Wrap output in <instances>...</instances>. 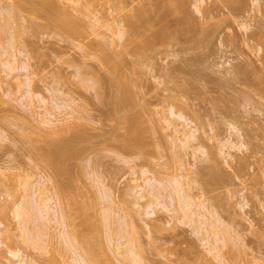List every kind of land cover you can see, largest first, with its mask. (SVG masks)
I'll return each mask as SVG.
<instances>
[{"label": "rangeland", "instance_id": "obj_1", "mask_svg": "<svg viewBox=\"0 0 264 264\" xmlns=\"http://www.w3.org/2000/svg\"><path fill=\"white\" fill-rule=\"evenodd\" d=\"M11 1L13 0H0V48L3 49L4 46L9 51L16 52L20 58L19 66L24 65V62H26V68L20 67L18 70L10 72L9 76H6L5 70L8 69L0 65V76L6 78L3 87L9 86L7 90L10 93L8 96L4 95L3 89L0 87V96L2 95V101L0 100V131L5 134L3 139H0L2 140L0 141V220L9 228V231L3 230L1 236L0 264L10 263V256L7 253L9 248L22 250L23 255L36 260L37 264H69V260H71L72 253L65 247L63 238L59 237L61 236L59 232L62 227L59 226L60 228H58L54 221H48L49 217L47 215L39 217V220H37L42 223L48 222L49 226L52 227L47 228L42 223L41 225L33 222L37 218L34 214L36 204L33 203L34 205L30 204L32 206H29V203H27L28 199H32L33 193L30 182L39 178L41 173L51 178L48 183L51 188L54 189L58 184L67 191L70 190L73 194L70 195L67 192L68 196L70 195L69 199L75 196L71 201H76L74 204L80 203L78 205L81 206L82 211L79 209V212L76 211L77 213L72 204L69 213L74 219L67 224L69 227L65 228L66 231H69V229L70 232L72 230L77 231V233L73 231L72 233L77 234L81 239L86 236L84 239L89 238L87 241L90 245L91 243L94 245L97 243V245L104 247L105 252L109 250L108 252L111 255L108 252L106 254L112 256L111 258L114 259L115 264L116 262L120 264L119 261L121 260L111 251L108 239L110 235L117 234L114 232L119 228L117 230L115 228L122 221L123 223L119 226L120 229L121 227L126 228L127 222H129L128 229H125L126 235L129 239L131 238L132 241L129 240L131 244L136 246L135 250L141 253L142 257H145L147 264H199L198 260L203 257L204 253L207 254L201 240L204 235L207 237L212 232H209V235L204 234L208 230L197 233L189 223H186L187 218H184L185 220L180 219L181 211H170L162 207L160 199L163 202L164 198L167 204L169 200L171 202V198L168 197V200V194L165 195V192L164 195L159 193L163 198L160 197L159 202L156 201V204H153L154 214L147 215L145 212L147 201L156 199L153 195L152 198L150 197L151 194L148 193V190L151 188L145 186L143 179L147 176L166 178L178 175L181 173L179 168L182 158V162H186L189 167L195 160L191 154L192 152H189L192 148L187 154H182L183 152L179 151L180 147L174 145L177 143L172 138L171 129L166 127V116L171 119L174 118L173 115L169 114V108L171 102H175L176 98L194 103L203 115L202 117L199 114L196 119L201 122L200 118L202 117V120L205 121H203L205 124L201 123L203 130L200 128L202 131L198 130V133H201L206 140V153L203 156L200 152H197L199 157L196 155L198 161H195L198 164L195 163L198 166L190 169L191 171L193 168L198 171L203 170V174L190 171L191 176L199 180V184H192L191 194H194L198 201H204L207 206L214 208L225 222V231H228L227 235L230 236L231 243L224 245L221 250L229 261L233 262L230 257H232L231 254H235L233 259L238 264H249L247 263L249 260L251 261L250 264H264V96L259 94L263 92L264 87L262 86L263 89L261 88L262 91L258 94L256 92L258 90H254L255 92L252 90L249 95L245 94L243 90H248L247 86L229 82L230 79L228 81L227 78L230 74L226 73V69H231V66L241 62L240 60L250 61L251 66L254 68L258 66L262 68L264 61L263 59L261 61V58L258 57H261L260 53L264 47L260 53L257 51L259 56L253 49L256 44L254 41L255 44L251 42L252 46L248 48L247 44H244L245 41H243V36L246 38L247 35L244 32L246 30L243 28V31L242 26L240 28L238 25L239 22L244 21L248 27V32L257 29L259 20H264V0H245V2L244 0H225L226 4H223L225 1L220 0L221 3L214 0H205L204 5L199 4L200 2L198 3L197 0V3L195 0H183L184 3L180 0H172V2L171 0L169 2L168 0H118V2L117 0H98L99 21L104 24L99 26L103 32H101V29L100 31L96 30L99 33L101 32L97 34L89 26L87 30L91 31L92 34L85 35L83 42L93 46L99 41V44L106 46L105 49L108 52L111 51L109 55H113L109 57L110 62L108 63L100 61L101 57L98 56L99 54L96 51L94 53L93 48L91 50L86 46H79V39L70 38L63 33L61 28L59 30L56 21L54 22L46 16L37 15L36 7L33 6V8L31 4L29 6L32 9L27 6V9L19 10L20 12L15 11L14 6L11 7L14 12H19V15L16 14L17 17L15 16L13 20L9 19L10 21H8L7 14L9 12L6 11L12 5ZM39 1L41 0H35L37 4L33 2V5L37 6L42 2ZM213 1L216 3L213 4ZM194 2L197 5L199 4L198 7L201 8H196L197 10L200 9L202 12L203 7H205L204 10L206 11L202 12L203 14L197 11L195 5H193ZM182 3L185 4L184 7H181ZM236 3L238 6L242 4L241 7H237ZM216 4L220 6L217 7ZM229 4L230 6L236 5L233 9L243 7L242 10L238 9L241 14L238 10H232L229 13L232 8L229 7ZM175 5L178 10L174 11ZM214 5L217 9L213 10ZM225 5H228L230 9ZM209 7L211 11L208 9ZM220 7H223V9ZM183 8L187 9L185 10L189 15L186 14V18L189 16V20L213 21V23H221L223 20L224 28L221 23L223 29L218 26L220 32L217 29L218 35L213 33L210 35L211 37L203 38V42L197 46L198 43L195 48L180 51V44H175L173 43L174 40L168 39L167 41H159L153 51L150 49V53L147 50L149 48H147L149 54L144 52L146 55L143 56H137L132 48V45H135L134 42L129 43V45L127 39L126 45L125 38L124 40L119 38L122 40L120 41L117 35V38L116 36L111 37V32L118 29L111 30L112 27H115L113 24L118 21L116 27L121 22L120 24L124 25L126 29L132 28V25L137 26V20H165L164 22L167 21L168 25L173 26L175 19L177 20L178 17V20H183L182 17L185 16ZM72 10L74 11L70 8V11ZM177 11L178 13H176ZM227 12L229 15H227ZM235 12L239 14L236 15ZM75 13L77 14V11ZM219 13L222 15H218ZM210 14L212 20L209 18ZM77 16L81 15L78 14ZM127 18L130 22H126ZM105 24H109V26L107 27ZM155 28L157 27L155 26ZM262 29L264 35V26ZM258 30L261 29L258 28ZM228 32L237 34L238 37L235 36V41H237L234 42L236 43L235 46L230 45L231 43L227 38L230 34ZM16 33L17 37L15 39L17 41L14 39L15 41L11 42L13 40L11 39L12 34L16 36ZM262 39L261 45L264 44V36ZM2 49L0 53L4 52L5 54V50ZM94 49L96 50V47ZM114 51L118 53V56L115 55ZM0 56L3 57L4 55L0 54ZM113 57H115V60ZM116 60L117 62L119 60L124 64L126 63L123 70L125 75H128L123 78L120 76V78L125 80L124 83L126 84L131 82V85L130 83L126 85L127 89L125 90V94L127 96L129 94L128 98L126 96L123 99L121 96V99H119V91L122 90L119 86L120 82L116 78V76H119H115L117 73L114 69L112 70L113 63ZM257 71H261V73L263 71L264 73V68ZM27 73H29L30 85L34 95L33 97L28 96L30 100H27V96L22 97L23 89H19V83L21 79H24V74ZM15 75H17V78L13 77ZM50 88L55 90V92L53 91L55 96H53V92L49 91ZM58 90L60 91L59 94L57 93ZM98 90L101 93L103 92L102 95L101 93L98 94L100 96L97 95ZM37 93L48 99L47 104L38 101L35 97ZM62 93L65 95H62ZM125 94L123 89V96ZM66 95L72 101H70L71 104L68 101L71 106L62 107L64 110L55 107L56 104L54 105V103L62 100L61 97L66 99ZM116 96L118 100H115L114 97ZM64 103L66 102L64 101ZM143 104L148 107V112L146 111L148 114H145L147 119L144 118L146 124L143 125L144 127L148 126V130L143 131L144 127L142 128V138L143 136L144 138L140 139L141 142L144 140L145 146L143 149H127L123 146V138L127 134L128 137L132 134L126 133L127 128H129L127 127L129 120L126 122L127 118H125L126 114H129L130 111L134 114L142 110ZM51 110L53 111L52 116L57 117L53 119L54 123L52 124L55 125L56 123L58 128L61 127L60 130L49 125L44 126L39 122L44 114L50 116L52 114ZM60 111H62L61 114ZM187 114L191 116V111L190 114L189 112ZM52 116L50 117L53 118ZM192 117L194 116L192 115ZM180 121L183 122V120L176 118L175 123ZM229 121L238 126L240 133L231 129L230 125L233 123L229 125ZM61 123L62 125H60ZM198 124L196 123L197 126ZM192 125L195 126V123L192 122ZM62 126L66 129H63ZM55 128L59 132H54ZM230 134L231 139L244 142L246 145H242L240 149L228 148V153L227 149L224 148L227 154H229V151L231 154V156L226 155L227 159H225V154L219 152V141L227 138ZM172 140L174 144H172ZM67 141H70V145L72 144V150L62 151V149H59ZM217 144H219L218 147ZM48 149L55 152L57 160L60 159V162L63 160V163L61 162V165H59L60 169L49 165L41 156ZM180 157H182L181 160H179ZM66 158L67 160H65ZM142 168L148 171L145 175L141 173ZM68 169L73 170L69 171ZM164 178H162L163 181H165ZM27 180L30 184L26 183L28 185L26 188L24 182ZM137 183H143L142 185L147 187V191H143L147 192H145L146 196L148 195L147 197L144 198L139 193L140 190L135 187ZM155 186L158 187L157 184ZM157 187L156 189L153 187L156 193ZM161 187L164 186L161 185ZM169 190L172 191L171 186L169 188L164 187L162 191L169 193ZM172 193L175 196V193ZM23 196L27 198L26 203H24ZM107 198L110 200H107ZM20 201L24 203L25 210L29 208V212L27 210L29 215L33 212L30 215L33 216V219L29 217L32 221V224L29 222L32 226H30L32 229L31 234L33 232L36 234L32 235V238H34L41 233V236L35 237L37 240L34 238L40 246L35 247V243L33 247L32 244L23 241V239L26 240L25 236L23 237L20 232L19 225H17L18 221L11 210L12 204ZM37 207L42 208L38 204ZM177 212L180 214H176ZM28 216L26 214V217ZM209 217L211 218V216ZM72 223L75 226L71 225ZM40 225L44 227H40ZM194 225L197 224L194 223ZM53 226H56V228ZM220 228L221 226L218 227V232L220 231L219 235L222 236L224 230L222 231ZM47 229L49 234L46 231ZM113 230L114 232H112ZM7 232L9 236L6 235ZM239 233H241L242 238L238 237ZM209 237L213 241V234ZM100 256H97L98 261L100 262L102 259L100 264H104L103 256L101 259Z\"/></svg>", "mask_w": 264, "mask_h": 264}, {"label": "bare ground", "instance_id": "obj_2", "mask_svg": "<svg viewBox=\"0 0 264 264\" xmlns=\"http://www.w3.org/2000/svg\"><path fill=\"white\" fill-rule=\"evenodd\" d=\"M42 1V2H41ZM41 1H39V2H41L40 4H38L37 6L35 5V4H37L36 2H35V0L34 1H32V0H13V1H11V6L9 7V11L7 10L6 12H9L8 14H7V18H8V21H10L11 19L13 20V18L16 16V14H18L20 11L19 10H25V9H27L28 7H36V11H37V15H40V16H46V17H49L51 20H53L54 22L56 21V23H57V26L59 25V30H60V28H61V30L63 31V33H65L68 37H70V38H73V39H79L80 40V43H79V46H82V47H84V46H86V47H88V49H91L92 50V48H93V51H94V53H98L99 55L98 56H100L101 57V60L100 61H103V62H105V63H108V62H110V56L111 55H109V54H111V53H109V52H111V51H109L108 52V50H106L105 48H107L106 46H103V44H99V41H97V43H95V45H90V44H88V43H86V42H83V39L86 37V36H88L89 34H92V32L90 31H88L87 29L89 28V26H91L90 28L92 29V31H100V24H101V22L99 21V19H100V14H99V7H98V4H99V2H98V0H58V2H57V0H41ZM170 0H168V2H169ZM180 1H183V0H180ZM187 1V0H186ZM193 1V0H192ZM196 1V0H195ZM198 1V3L199 4H203V2L205 1V0H197ZM197 1H196V3H197ZM208 1V0H207ZM214 1H216L217 3H218V1L219 0H214ZM213 1V4L214 3H216V2H214ZM220 1H225V0H220ZM219 1V2H220ZM235 1V0H234ZM233 1V2H234ZM254 1H257V0H254ZM33 2L35 3L34 5H33ZM117 2H118V0H117ZM122 2V1H121ZM171 2H172V0H171ZM244 2H245V0H244ZM10 3V2H9ZM145 3V2H144ZM161 3V2H160ZM174 3V2H173ZM183 3H184V1H183ZM183 3H182V6L181 7H184V5H183ZM195 2H194V4L193 5H195V9L196 8H200V7H198L199 6V4L197 5ZM208 3V2H207ZM210 3H212V2H210ZM221 3V2H220ZM219 3V4H220ZM223 3V2H222ZM241 3V2H240ZM31 4V6H29ZM151 4V3H150ZM168 4V3H167ZM166 4V5H167ZM191 4V3H190ZM201 4V5H202ZM223 4H226V1L223 3ZM233 4V3H232ZM237 4V3H236ZM135 5V4H134ZM161 5V4H160ZM204 5V4H203ZM206 5V4H205ZM218 4H216V6H217ZM221 5V4H220ZM220 5H218L217 7H219ZM242 5V4H241ZM241 5L239 4V6H238V4H237V7H241ZM263 5V4H262ZM14 6V7H13ZM28 6V7H27ZM144 6V5H143ZM150 6V5H149ZM174 6V5H173ZM172 6V7H173ZM176 6V5H175ZM215 5H214V7H213V10L214 9H217V8H215L216 7ZM224 6V5H223ZM225 6H227L228 7V5H225ZM234 6H236V5H232V6H230V4H229V7H232L231 8V10H230V12L229 13H231L232 12V10H238V9H236V8H234L233 9V7ZM11 7H13L14 9H15V11H19L18 13H16V12H14V9H12ZM32 7H31V9H32ZM33 7V8H34ZM120 7V6H119ZM158 7V6H157ZM207 7H208V4H207ZM206 7V8H207ZM227 7H225V8H227ZM228 7V8H229ZM263 7V6H262ZM261 7V8H262ZM70 8H72V9H74V11L72 10V11H70ZM141 8V7H140ZM143 8V7H142ZM156 8V7H155ZM161 8V7H160ZM192 8H193V6H192ZM204 9H205V7H203ZM211 8H212V6H211ZM221 9H223V7H220ZM227 8V9H228ZM247 8V7H246ZM264 8V7H263ZM12 9V10H11ZM147 9V8H146ZM186 9V8H185ZM184 8H183V11L185 10ZM201 9V8H200ZM197 10V11H199V12H201V10ZM204 9H202V12H204V11H206V10H204ZM210 11H211V9H210V7L208 8ZM230 9V8H229ZM243 9V7L241 8V9H239V10H242ZM155 10V9H154ZM172 10V9H171ZM174 11L175 10H178L177 9V6H176V8L175 9H173ZM187 10V9H186ZM186 10L184 11V13H185V16L184 17H182L183 18V20H178L179 19V17L177 18V16H175L176 18H177V20L175 19V23H174V25L173 26H171V25H168L167 24V21L166 22H164L165 20H137V26H133L132 25V28H130V29H126L125 28V26L124 25H121L120 23H119V26L118 27H116V24L119 22H116V24H113L115 27H112V29L111 30H113L114 28H118L117 30H113L111 33H112V35H111V37H115L116 35L118 36V39L119 38H121V39H123L124 40V38L126 39L125 41H126V45H127V42H128V44L129 43H131V42H134L135 43V45L133 44L132 46V48L135 50V52L137 53V56L139 55V56H143V55H146V53H147V50H149V53H150V49H152V51H153V49H155L154 47H155V45L159 42V41H162V40H164V41H167L168 39H172V40H174V42L173 43H175V44H180V46H179V50L181 51V50H184V51H186V50H188V49H190V48H195V46L197 45V46H199L200 45V43L201 42H203V38H209V37H211L210 35H212L213 33H215V34H217L218 35V33L216 32L217 31V29L219 28L218 26H220V28H221V23L223 22V20H222V22L221 23H213V21L212 22H203V21H200L199 20V18H198V20L199 21H196V20H189L190 18H189V16H188V18H186L187 17V15L186 14H188V12H186ZM195 10V11H196ZM212 10V11H213ZM219 10V9H218ZM239 10H238V12H239ZM262 10V9H261ZM77 11V14L75 13L74 14V12H76ZM146 11V10H145ZM153 11V10H152ZM164 11V10H163ZM173 11V12H174ZM182 11V12H183ZM208 11V10H207ZM222 11V10H221ZM221 11H218V12H221ZM234 11H233V13H234ZM154 12V11H153ZM172 12V11H171ZM198 12V13H199ZM201 12V13H202ZM218 12H215V13H218ZM243 12H245L244 10H243ZM242 12V13H243ZM248 12V11H247ZM263 12H264V10H263ZM73 13V14H72ZM169 13V12H168ZM176 13H178V11L176 12ZM180 14H181V12H179ZM184 13H182V15H184ZM190 13V12H189ZM197 13V12H196ZM201 13H199V14H201ZM208 13V12H207ZM206 13V15H208ZM209 13H211V12H209ZM215 13H213L214 15H216L217 16V14H215ZM226 13V12H225ZM237 12H235V14H236ZM240 14H241V12H239ZM238 13V14H239ZM78 14H80L81 16L83 15L84 17H81V16H77ZM150 14V13H149ZM191 14V13H190ZM203 14V13H202ZM212 14V15H213ZM238 14H236V15H238ZM244 14V13H243ZM264 14V13H263ZM19 15V14H18ZM73 15H75V16H73ZM133 15H134V13H133ZM141 15H142V11H141ZM160 15H161V13H160ZM170 15V14H169ZM179 15V14H178ZM181 15V16H182ZM189 15V14H188ZM213 15V16H214ZM218 15H220V13L218 14ZM222 15V14H221ZM220 15V16H221ZM225 15V14H224ZM227 15H229L228 14V12H227ZM232 15V14H231ZM236 15H235V18H236ZM246 15V14H245ZM149 16V15H148ZM180 16V15H179ZM211 16V14L209 15V18H211L210 17ZM17 17V16H16ZM45 17V18H46ZM167 17V16H166ZM215 17V16H214ZM240 17V16H239ZM242 17H243V15H242ZM44 18V19H45ZM172 18V17H171ZM184 18H186V20H184ZM209 18H208V20H209ZM10 19V20H9ZM73 19V20H72ZM148 19H149V17H148ZM191 19H194V18H191ZM213 18H211L210 20H212ZM222 19V18H221ZM15 20V19H14ZM48 20V19H47ZM93 20V21H92ZM129 20V18H127V20H126V22ZM206 20V19H205ZM227 20H228V18H227ZM230 20V19H229ZM224 21H225V19H224ZM232 21H234V20H232ZM237 21V20H236ZM7 22V21H6ZM128 22H130V21H128ZM231 22V21H230ZM160 23V24H159ZM225 23H226V21H225ZM7 24V23H6ZM129 24V23H128ZM134 24V23H133ZM136 24V23H135ZM159 25V27H158V25ZM214 24H217V25H215L214 26ZM262 25V28H263V24H264V20L262 19V20H259V24L257 25V29H255V30H249V32L247 31L248 30V27H247V25H245V22L244 21H241V22H239V27L241 28V26H242V29L244 28L246 31H244V29H243V31L245 32V33H247V35L246 34H244V35H246V38L243 36V41H245V45L246 46H248V48L249 47H251L252 46V44H250L251 42H253L254 44H255V47L253 48V49H255L254 51L255 52H259L260 53V51L263 49V45L264 44H260V42L262 43L263 42V39H262V37L264 36L263 35V33H262V28H261V25ZM48 25V24H47ZM101 25H104V24H101ZM120 25H121V27H120ZM130 25V24H129ZM88 26V27H87ZM105 26H109V24H105ZM157 27V28H155L154 29V27ZM7 27V26H6ZM5 27V28H6ZM222 27H223V23H222ZM129 28V27H128ZM153 28V29H152ZM224 28V27H223ZM223 28H221V29H223ZM258 28L259 29H261V30H258ZM109 29H110V27H109ZM96 31V32H97ZM127 31V32H126ZM128 31H129V33H128ZM95 32V33H96ZM101 32H103L102 31V29H101ZM100 32V33H101ZM218 32H219V29H218ZM243 32V33H244ZM264 32V31H263ZM99 32H97V34H100ZM110 33V34H111ZM220 33V32H219ZM228 33H230V32H228ZM262 33V34H261ZM105 34V33H104ZM185 34V35H184ZM188 34V35H187ZM236 33H230V34H228V41L231 43L230 45H234V44H236V43H234V42H237V41H235L236 40V37L235 36H237V34L235 35ZM86 35V36H85ZM117 36H116V38H117ZM227 36V35H226ZM12 37V38H11ZM10 38L11 39H13V40H11V42L12 41H15L16 39V37H17V33H16V36H15V34L13 35L12 34V36H11ZM113 37V38H114ZM127 37V38H126ZM213 37V36H212ZM238 37V36H237ZM242 37V36H241ZM19 38V37H18ZM92 38V37H91ZM261 38V39H260ZM15 39V40H14ZM121 39H119L120 41H122ZM127 39H128V41H127ZM137 39V40H136ZM166 39V40H165ZM91 40V39H90ZM176 40V41H175ZM238 40V39H237ZM261 40V41H260ZM17 41V40H16ZM85 41V40H84ZM120 41H119V44H120ZM136 41H137V43H136ZM1 42V41H0ZM101 42V41H100ZM83 43H86V44H83ZM124 43V42H123ZM123 43H122V45H123ZM172 43V44H173ZM228 43V42H227ZM233 43V44H232ZM171 44V45H172ZM195 44V45H194ZM250 44V45H249ZM254 44H253V46H254ZM105 45V44H104ZM117 45H118V43H117ZM125 45V44H124ZM130 45V44H129ZM174 45V44H173ZM172 45V46H173ZM0 46H1V43H0ZM235 46V45H234ZM96 47V50L94 49ZM135 47V48H134ZM151 47V48H150ZM153 47V48H152ZM127 48V47H126ZM147 48H149V49H147ZM2 49V47L0 48V50ZM85 49V48H84ZM109 49V48H108ZM132 49V50H133ZM147 49V50H146ZM252 49V48H251ZM252 49V50H253ZM2 50H5V54H4V52L3 53H0V54H3L4 56L3 57H1L0 56V65H3V66H5L8 70H5V72H6V76H9L10 75V72H12V71H14V70H18L20 67L22 68H26V65H25V63L26 62H24V65H21V66H19V64H18V62L20 61V58L18 57V55H17V53L16 52H12V51H9L7 48H5L4 46H3V49ZM133 50V51H134ZM20 51V53H21V49L19 50ZM96 51V52H95ZM264 49L262 50V52L260 53L261 55V57H258V58H261V61H262V59H263V61H264ZM1 52V51H0ZM91 52V51H90ZM100 52V53H99ZM115 52V51H114ZM113 52V53H114ZM131 52V51H130ZM144 52H146L145 54H144ZM258 52H257V55H258ZM116 53V52H115ZM120 53V52H119ZM149 53H147V54H149ZM118 53H116L115 55H117ZM96 56H97V54H96ZM113 56V55H112ZM111 56V57H112ZM118 56V55H117ZM117 56H115V57H117ZM259 56V55H258ZM115 57H113V59L115 60ZM100 59V58H99ZM112 59V58H111ZM119 59V58H118ZM121 59V58H120ZM123 61V60H122ZM241 62H238V63H236V64H234L233 66H231L232 68L231 69H226V73H229L230 74V78L228 77L227 78V80L228 79H230V81L229 82H236V83H240V84H244L245 85V87L246 88H248V90L249 89H251L250 91H248L247 89L246 90H243L244 91V93L245 94H250L251 92H252V90H253V92H255L254 90H258V91H256L257 92V94H258V92H261L262 91V86L264 87V73H263V71H262V73H261V71L259 72V71H257V70H261V69H263L264 68V64L260 61V59H258V61H260L261 62V64H263V66H262V68H259V66L258 67H252L251 66V62L250 61H248L247 62V60H240ZM22 62V61H21ZM20 62V63H21ZM114 62V61H113ZM105 63H102V64H105ZM23 64V63H22ZM126 64V63H125ZM125 64L123 63V62H120L119 60H118V62H117V60H116V62H114L113 63V68H112V70L114 69L115 70V73H117V74H115V76L116 75H118L119 77H117L116 76V78L118 79V82H120V87H121V91H119V95H120V97H119V99H121V96H122V98L124 99V97H126L127 96V94H125L126 93V85L127 84H129L130 83V85H131V82H128L127 84L126 83H124V81L125 80H123L122 78L123 77H125V76H127L128 74H126L125 75V71L123 70L125 67ZM229 64H231V63H229ZM232 65V64H231ZM252 65H253V62H252ZM112 66V65H111ZM111 66H110V68H111ZM126 66H128V65H126ZM176 68V67H175ZM259 68V69H258ZM174 69V68H173ZM256 69V70H255ZM126 70V69H125ZM113 72V71H112ZM120 76H122V78H120ZM13 77H16L17 78V75H15V76H13ZM113 78H114V76H113ZM127 79H129V77H127ZM5 80H6V78L4 79V76H0V87H1V89H3L2 91L4 92V95H9L10 93H9V90H7V88L9 87H3L4 85H3V83L5 82ZM116 80V79H115ZM123 82H122V81ZM116 82V81H115ZM126 82V81H125ZM114 83V82H113ZM31 82H30V77H29V73H27V74H24V79H21V81H20V83H19V89H23V92H22V97H26L27 98V100L29 99L30 100V98H28V96L29 97H33L34 95H33V92H32V88H31ZM98 84H99V82H98ZM119 84V83H118ZM220 84V83H219ZM93 85H95V84H93ZM100 85V84H99ZM95 86H97V85H95ZM94 86V87H95ZM116 87H118V86H116ZM120 87H119V89H120ZM95 88H97L98 89V87H95ZM100 88H101V85H100ZM262 88V89H261ZM9 89V88H8ZM52 88H50L49 89V91H51V93L54 91L55 92V90H51ZM55 89V88H54ZM118 89V88H117ZM118 89V90H119ZM123 89H124V94H125V96H123ZM131 89V88H130ZM259 89H261L260 91H259ZM57 90V89H56ZM61 90V89H60ZM97 91V90H96ZM129 91V90H128ZM131 91V90H130ZM3 92H2V94H3ZM52 93L53 94V96H55V93ZM59 90L57 91V93L59 94ZM250 92V93H249ZM263 92H264V89H263ZM263 92H261V93H259L260 94V96L263 94V96H264V93ZM99 93H101V92H99V90H98V93H97V95L99 94ZM103 93V92H102ZM102 93H101V95H102ZM121 93V94H120ZM127 93H129V92H127ZM130 94H131V92H130ZM62 95H65V94H63L62 93ZM2 96V95H1ZM0 96V100L2 101V97ZM60 96H61V93H60ZM67 96V95H66ZM66 96H63V97H66ZM98 96H100V95H98ZM114 97V98H116L115 100H118V97ZM128 96H129V94H128ZM128 96H127V98H128ZM35 97H37V99H38V101L39 102H42V103H46L47 104V100L48 99H46V97L45 96H43L42 94H40V93H37L36 95H35ZM55 98V97H54ZM57 98H58V96H57ZM113 98V99H114ZM130 98V97H129ZM60 99H62V100H60V101H62L61 103H60V101L59 102H55L54 103V105H55V107H57V108H59V109H62V110H64V108H62V107H69V106H71V105H69V103H68V101L70 102L71 101V99L70 98H68V96H67V98L65 99V98H60ZM65 99V100H64ZM126 99V98H125ZM58 100H59V98H58ZM173 100H175V99H173ZM57 101V100H56ZM64 101L66 102V103H64ZM72 102V101H71ZM71 102H70V104H71ZM114 102H116V101H114ZM32 103V102H31ZM29 105H30V102H29ZM42 105H45V104H42ZM69 105V106H68ZM196 105L194 104V103H192V102H188V101H183L181 98H176V101L174 102H171V105H170V108H169V114H171V115H173L174 116V118H168V116H166V118H165V120H166V127H168V128H170L171 129V133H173V134H171V135H173V140H174V142H176L177 144H174L173 143V140H172V144H174V145H177V147H180L179 149V151H182L181 153L182 154H187L188 153V151L190 150V148H192V150L191 151H189V152H192L191 154H192V156H193V158L195 159V160H197L198 161V158L196 157V155H197V152H200L203 156H205V153H206V149H207V144H206V140H205V138H204V136L200 133H198V130H201L202 128H201V126H202V124H205L204 122V120H202L203 118V115H201L202 113L200 112V110L198 109V108H196L195 107ZM45 107V106H44ZM52 107V106H51ZM54 107V106H53ZM147 108L148 107H146V105H142V110H140V111H137L136 113H131V111H130V113L129 114H126L127 116L125 117V118H127L126 119V122L129 120V125H128V123H127V127H129V128H127V130H126V133L128 132V133H130V134H132V136H129L128 137V134H127V136L125 137V138H127V139H125V138H123V146L125 147V148H127V149H131V150H134L135 148L137 149V148H139V149H143V147L145 146L144 144V140L141 142V140L144 138V136H143V138H142V135H143V132H142V128L144 127L143 125H145L146 123H145V119L144 118H146V115L148 114L147 112H148V110H147ZM47 109V108H46ZM53 109V108H52ZM56 109V108H55ZM58 109V110H59ZM68 109V108H67ZM139 110V109H138ZM231 110V109H230ZM45 111V110H44ZM147 111V112H146ZM190 111H191V116H189L187 113L189 112V114H190ZM49 112H50V110H49ZM129 112V111H128ZM127 112V113H128ZM134 112V111H133ZM229 112V111H228ZM51 113L52 114H50V116H52L53 115V111L51 110ZM60 114L62 113V111H60L59 112ZM63 113H65V112H63ZM71 113V112H70ZM70 113H68V114H70ZM147 113V114H146ZM47 114V113H46ZM146 114V115H145ZM199 114L202 116H200L201 118V122H199V119H196V118H198L199 117ZM55 115V114H54ZM189 117H188V116ZM192 115L195 117H192ZM50 116H48V115H43V116H41V117H43V118H41V121H39V122H41L44 126H46V125H49L50 127H56L57 129H59L60 130V128H58L57 127V125H56V123H55V125L54 124H52V123H54V120L53 119H55V118H57V117H55L54 118V116H52L53 118H51ZM56 116V115H55ZM59 116V115H58ZM66 116V115H65ZM60 117V116H59ZM59 117H58V119H59ZM66 118V117H65ZM176 118H179V119H181V120H183V122L182 121H180V122H177V123H175V120H176ZM63 119V118H62ZM147 119V118H146ZM196 121H195V120ZM204 121V122H203ZM57 122V121H56ZM192 122H194L195 123V126H193L192 125ZM198 122H199V124H198ZM145 123V124H144ZM196 123L198 124V126L196 125ZM202 123V124H201ZM233 122H231L230 123V121H229V125L230 124H232ZM201 124V125H200ZM60 125H62V123L60 124ZM64 125V124H63ZM199 125H200V127H199ZM236 124L235 123H233L232 125H230V127H232L231 129H233V131L235 130L236 132L238 131V133H240L239 132V130L240 129H238L237 127V125L235 126ZM49 126H47V127H49ZM189 126V127H188ZM46 127V128H47ZM63 127V129H66V127L64 128V126H62ZM203 127V126H202ZM42 128V127H41ZM51 128V130H53ZM56 128H55V131L54 132H56L57 130H56ZM201 128V129H200ZM69 129V128H68ZM129 129H130V131H129ZM148 130V126L146 127H144V129H143V131H145V130ZM230 129V130H231ZM43 130V129H42ZM146 130V131H147ZM203 130V129H202ZM201 130V131H202ZM64 131V130H63ZM73 131V130H72ZM43 132V131H42ZM57 132H59V131H57ZM75 132V131H74ZM141 132H142V134H141ZM205 132H206V130H205ZM231 132V131H230ZM203 133V132H202ZM231 133H233V132H231ZM129 134V135H130ZM141 134V135H140ZM206 134V133H205ZM5 134H3L1 131H0V139H3V136H4ZM78 135V134H77ZM203 136V137H202ZM206 136V135H205ZM73 137V136H72ZM142 138V139H141ZM141 139V140H140ZM61 140V139H60ZM59 140V141H60ZM73 140V139H72ZM0 141H2V140H0ZM57 142V141H56ZM61 142V141H60ZM63 142V141H62ZM220 143V145L219 144H217V147H218V145H219V152L220 153H223V154H225V159H227V156L226 155H229V156H231V154H230V151H229V154H227L228 153V150L229 149H234V148H237V149H240L241 148V146L243 145V146H245L246 144L244 143V142H239V141H235V140H233V139H231V134L229 135V136H227V138H224V139H221L220 141H219ZM48 144H49V142H48ZM59 146V145H58ZM61 146V145H60ZM71 147H72V144L70 145V141L68 142H65L64 143V145H62V147H60L59 149H62V151H66V150H69V149H71ZM134 148V149H133ZM224 148H226L227 149V153L225 152V150H224ZM229 148V149H228ZM135 149V150H136ZM72 150V149H71ZM208 151V150H207ZM41 156L43 157V159L49 164V165H51L52 167H56V169H58V167H59V169H60V166L59 165H61V162L63 161H61L60 162V159L59 160H57V157L55 156V152H52L51 150H47L46 151V153H42L41 154ZM198 156V155H197ZM207 156V155H206ZM69 157V156H68ZM196 157V158H195ZM199 157V156H198ZM181 158L182 157H180V159L179 160H181ZM69 159V158H68ZM65 160H67V158L65 159ZM182 160H183V158H182ZM182 160H181V162H180V168H179V170H181V173L180 174H178V175H172V176H170V177H166V178H164V177H162V178H164L165 179V181H163V179L162 178H160V177H153V176H145L146 178L145 179H143L144 180V184H145V186H147L148 188L150 187L151 189H149L148 191V193H150L151 194V198H152V195H153V197L156 199V200H151V201H147V204H146V208H145V212H146V214L147 215H152V214H154V205L156 204V201H158V199L161 197V198H163V196H161V194H163L164 195V192H165V195H167V199H168V197L169 198H171V202H170V200H169V203L167 204L166 203V201H165V199L163 198V202H162V199H160L161 201H160V203L162 204H160L162 207H164V208H166L167 210H170V211H181L182 212V215H180L181 216V218L180 219H183V220H185L184 218H187L186 220V223H189L190 224V226H192V228L194 229V231L196 230V232L197 233H201V232H204V230H208L207 231V233H204V234H207V235H209L211 232V235L213 234V241L211 240V238L209 237V236H211V235H209V236H207L206 237V235H204V237H203V239L201 240V241H203V245H204V247H205V249L204 250H206V252H207V254H205L204 253V255H203V259L201 258L200 260H198L199 261V264H218V263H220V264H234V259L233 258H235V254H231L232 255V257H230L231 258V260H233V262H231V261H229V259H227L226 257H225V254L222 252V250L221 249H223V246L225 245L226 246V244H229V243H231L230 242V236H228L227 234H228V231H225V228H226V225L224 224L225 222L222 220V218H221V216L219 215V213L217 212V211H215V209L214 208H211V206L209 207V206H207L205 203H204V201H198L197 200V198L194 196V194H191V188L193 189V185L192 184H199V180H198V178H196V177H193V176H191V172L192 171H194L195 173H201V174H203V170L202 171H198L196 168H195V170H194V168H193V170L191 171L190 169H192L191 167H194V166H198L197 164V161H195L194 160V163H191L190 164V166L191 167H189V166H187V164H186V162H182ZM65 162V161H64ZM197 164H196V163ZM63 163V162H62ZM188 163V162H187ZM2 168V167H1ZM62 168V167H61ZM145 168V167H144ZM204 169V168H203ZM69 170V169H68ZM71 170H73V169H71ZM71 170H69V171H71ZM61 171V170H60ZM63 171V170H62ZM61 171V172H62ZM66 171H67V169H66ZM65 170H64V172H66ZM191 171V172H190ZM57 172V171H56ZM148 171L146 170V169H143L142 168V170H141V173L143 174V175H145L146 173H147ZM43 174V175H42ZM59 174V173H58ZM62 174H64V173H62ZM205 174V173H204ZM58 176V175H57ZM60 176H61V174H60ZM57 178V177H56ZM57 180V179H56ZM49 181H51V178L49 177V176H47L46 174L44 175V173H41L40 175H39V178H37V179H35L34 181H32V182H30L31 183V189H32V191H33V193H32V199L30 200V199H28L29 201L27 202V198H25L24 196V199H25V201H24V203H29V206H32V205H30V204H36V207L35 206H33V207H35V213L34 214H36L35 215V218H36V221H35V219L33 220V222H37V224L39 223V224H41L42 222H38V218L40 217H44V216H48L49 217V219H48V217H47V219H48V221H54L55 223H56V225H58V228H60L59 226H61L62 227V229H60V232H59V235H61V236H59V237H62L63 238V240H64V244H65V247L69 250V252H71L72 253V256H71V260H69V264H100V263H102V259H101V257L103 258V262H104V264H115V262L112 260V256H110L111 254L108 252V251H106V252H108L110 255H107L106 254V252H105V249H104V247L103 246H100L99 244L97 245V243L94 245L93 243H91V245H90V243L86 240V239H84L85 237H83L82 239L80 238V236H78L77 234H74V233H77V231L75 232V231H73L74 233H72V231L70 232V229H69V231H66V227H69V226H67V224L69 223V222H72V219H74V218H72L71 217V213H69L70 211H71V208H72V206H73V208L75 209V212L77 211V212H79V209H80V207L81 206H79L80 205V203L78 202V204L77 203H75V204H77V205H75L74 204V202H76V201H74L73 200V202L71 201L75 196H73L71 199H69V197H70V195H72L73 193L72 192H70V190L69 191H67L64 187H62V186H59L58 184L54 187V189L53 188H51V186H49L48 185V183H49ZM102 181V180H101ZM153 182H155V183H153ZM165 182H167L166 184H165ZM25 183V187L27 188V184H30V183H28V180L26 181V182H24ZM27 183V184H26ZM142 183V184H143ZM104 184V183H103ZM141 183H137V185L135 186V187H138V189L140 190L139 191V193H141L142 194V196L145 198V197H147L146 196V194H145V192L147 191V187H145L144 185H142ZM158 185V187L157 186H155V185ZM167 184H169L168 186H167ZM61 185V184H60ZM161 185L162 186H164L165 188H169V186H171L172 187V191L170 192V190H169V193L168 192H166V191H162V190H164V187L162 188L161 187ZM192 185V186H191ZM23 186V187H24ZM24 187V188H25ZM156 189V187H157V193L155 192V189ZM160 187H161V189H160ZM29 189V188H28ZM30 189V190H31ZM133 189V188H132ZM135 189V188H134ZM137 189V188H136ZM137 189V190H138ZM158 189H160V190H158ZM106 190V189H105ZM136 190V192L138 193V191ZM144 190H146L145 192H143ZM133 192H134V190H132ZM162 191V192H161ZM25 192V191H24ZM67 192H69V196H68V194H67ZM109 192V191H108ZM111 192V191H110ZM135 192V193H136ZM172 192H174L175 193V196H174V194L172 193ZM30 193V192H29ZM147 193V192H146ZM159 193H161V194H159ZM27 194V193H26ZM76 194V193H75ZM106 194V193H105ZM140 194V195H141ZM159 194V195H158ZM23 195V194H22ZM21 195V196H22ZM104 195V194H103ZM109 195V194H108ZM29 197V198H30ZM106 197H107V195H106ZM109 197V196H108ZM112 197V196H111ZM165 197V196H164ZM142 198V197H141ZM151 198H149V199H151ZM109 198H107V200H108ZM148 199V200H149ZM110 200V199H109ZM167 200V201H168ZM23 201V200H22ZM71 201V202H70ZM31 202V203H30ZM36 202V203H35ZM159 202V201H158ZM158 202H157V204H158ZM165 202V203H164ZM24 203H22L21 201L20 202H15L14 204H12L13 206H12V211H13V213H14V217L17 219V225H19V228H20V232L22 233V235H23V237L26 239V240H24L23 239V241H25V242H28V243H30V244H35L36 243V246L35 247H37L39 244L35 241V239L37 238V237H39V236H41V233H40V235L38 236L37 235V237L34 239V238H32V235L34 236V232L31 234V232H32V229H31V224H32V221H31V219L30 218H32L33 219V216H30L32 213H31V211H30V215L28 214V212H29V208L27 209L26 208V210H25V208L23 207V205H24ZM137 203V202H136ZM139 203V202H138ZM33 204V205H34ZM37 204L39 205V207H42L41 209L40 208H38L37 207ZM73 204V205H72ZM154 204V205H153ZM137 205H140V204H137ZM153 205V206H152ZM171 205H172V208H171ZM27 207H28V205H26ZM32 207V209L34 210V208ZM82 207H84L83 205H82ZM110 207V206H109ZM70 208V209H69ZM31 209V208H30ZM206 209H207V211H206ZM27 210H28V212H27ZM81 211H82V209H80ZM111 210V209H110ZM80 211V212H81ZM107 211V210H106ZM109 211V210H108ZM76 212V213H77ZM207 212H208V214H210L209 216H211V218L208 216V214H207ZM27 214V216L28 217H26V214ZM74 213V212H73ZM73 213H72V215H73ZM33 214V215H34ZM111 214V213H110ZM176 214H180V213H176ZM51 217H50V216ZM109 215V214H108ZM140 215V214H139ZM175 215V214H174ZM30 217V218H29ZM106 217V216H105ZM122 217H124V216H122ZM121 217V218H122ZM177 217V216H176ZM179 217V216H178ZM177 217V218H178ZM126 218V217H125ZM30 219V220H29ZM38 219V220H37ZM70 219H71V221H70ZM119 220V219H118ZM130 220V219H129ZM122 221V220H121ZM182 221V220H181ZM31 224H30V223ZM120 222V221H119ZM121 224L123 223V221L122 222H120ZM126 223V222H125ZM194 223H196L197 225H194ZM37 224H35V225H37ZM45 227H52L51 225L49 226V224H48V222H43L42 223ZM41 224V225H42ZM120 224V225H121ZM127 224L128 225H130L129 224V222H127ZM40 225V227H44V226H41ZM71 225H74V223H72ZM120 225H118V227H116L115 229L117 230V228H119L116 232H114V230L112 231V232H114V233H117V234H115V235H113V237H111L112 235H110V238L108 239V241L110 242L109 243V245H110V249H111V251L113 252V254L114 255H116V257L118 258V257H120L119 258V260H121V261H119L120 262V264H147L146 262H145V257H142L141 255V253H138L135 249H136V246H134L133 244H131V242L130 241H132V240H130L129 239V237L126 235V230L128 229V225H127V229L126 228H122L121 227V229H120ZM224 225V226H223ZM31 226V227H30ZM75 226V225H74ZM73 226V227H74ZM221 226V228H220V230H224L223 231V233H224V235H222V236H220L219 235V232H218V227H220ZM36 227V226H35ZM54 228H56V226H53ZM130 229H131V227H129ZM36 229H37V227H36ZM39 229V228H38ZM41 229V228H40ZM43 229V228H42ZM51 229V228H50ZM73 229V228H72ZM126 229V230H125ZM3 230H6V231H9V228H8V226L2 221V220H0V245H1V242H2V239H1V236L3 235ZM47 231V233L49 232L48 231V229L46 230ZM45 231V232H46ZM239 231V230H238ZM238 231H237V233H238ZM35 232H37V231H35ZM38 232H39V230H38ZM109 232V231H108ZM107 232V233H108ZM111 232V231H110ZM128 232V231H127ZM210 232V233H209ZM240 232V231H239ZM47 233H44V234H47ZM39 234V233H38ZM49 234V233H48ZM51 234V233H50ZM108 234H110V233H108ZM7 236H9V233L7 232V234H6ZM36 235V234H35ZM203 235V234H202ZM237 235V234H236ZM241 235V233H239V236L238 237H241L240 236ZM42 236H43V233H42ZM46 236V235H45ZM109 236V235H108ZM133 236V235H132ZM128 237V238H127ZM133 238V237H132ZM237 238V237H236ZM242 238V237H241ZM33 239H34V242H33ZM138 239V238H137ZM239 239V238H238ZM37 240V239H36ZM130 240V241H129ZM241 240V239H240ZM90 241V240H89ZM86 242H87V244H86ZM219 242V243H218ZM220 242H221V244H220ZM240 242V241H239ZM89 244V245H88ZM233 244V243H232ZM235 244H236V242H235ZM93 245V246H92ZM99 246L98 248H97V246ZM40 246V245H39ZM92 246V247H91ZM95 246H96V248H95ZM33 247H34V245H33ZM232 248L234 247V246H231ZM238 247V246H237ZM94 248H95V250H94ZM107 248V247H106ZM239 248V247H238ZM91 249H92V251H91ZM108 249H109V247H108ZM107 250V249H106ZM94 251H96V252H94ZM225 252V251H224ZM7 253H8V255L10 256L9 258H10V263L9 264H37V261L36 260H34V259H29L27 256H25V255H23V251L22 250H20V249H11V248H9L8 250H7ZM233 253V252H232ZM100 256V255H102V256H100V259H101V261L99 262L98 261V258H97V256L98 255ZM234 255V256H233ZM114 258V257H113ZM116 261V260H115ZM215 261H217V263H215ZM99 262V263H98ZM250 260H249V262H247V263H249L250 264ZM253 262V261H252ZM118 262H116V264H117ZM186 263V262H185ZM119 264V263H118ZM235 264H238V263H236L235 262Z\"/></svg>", "mask_w": 264, "mask_h": 264}]
</instances>
